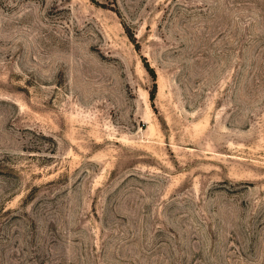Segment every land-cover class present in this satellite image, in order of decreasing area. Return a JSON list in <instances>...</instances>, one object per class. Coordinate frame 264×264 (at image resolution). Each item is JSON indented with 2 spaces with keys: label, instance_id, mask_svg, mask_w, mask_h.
I'll use <instances>...</instances> for the list:
<instances>
[{
  "label": "rangeland",
  "instance_id": "374dc122",
  "mask_svg": "<svg viewBox=\"0 0 264 264\" xmlns=\"http://www.w3.org/2000/svg\"><path fill=\"white\" fill-rule=\"evenodd\" d=\"M0 264H264V0H0Z\"/></svg>",
  "mask_w": 264,
  "mask_h": 264
},
{
  "label": "trees",
  "instance_id": "16d2710c",
  "mask_svg": "<svg viewBox=\"0 0 264 264\" xmlns=\"http://www.w3.org/2000/svg\"><path fill=\"white\" fill-rule=\"evenodd\" d=\"M151 70V69H150ZM151 72H152V77H154V72L151 70ZM154 79V78H153ZM153 88H154V90H155V88H156V83L154 82L153 83ZM154 90L151 92V94H150V98L152 99L153 98V92H154Z\"/></svg>",
  "mask_w": 264,
  "mask_h": 264
}]
</instances>
